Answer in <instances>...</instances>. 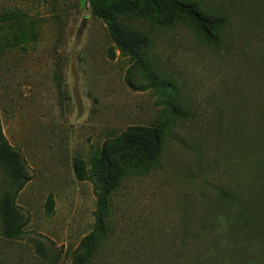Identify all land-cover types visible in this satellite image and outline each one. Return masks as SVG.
I'll list each match as a JSON object with an SVG mask.
<instances>
[{
  "label": "rangeland",
  "instance_id": "1",
  "mask_svg": "<svg viewBox=\"0 0 264 264\" xmlns=\"http://www.w3.org/2000/svg\"><path fill=\"white\" fill-rule=\"evenodd\" d=\"M190 1L219 44L141 19L144 65L109 58L87 0H0V132L28 173L0 264H264V0ZM133 127L162 132L155 167L117 158L104 196L75 178Z\"/></svg>",
  "mask_w": 264,
  "mask_h": 264
},
{
  "label": "trees",
  "instance_id": "2",
  "mask_svg": "<svg viewBox=\"0 0 264 264\" xmlns=\"http://www.w3.org/2000/svg\"><path fill=\"white\" fill-rule=\"evenodd\" d=\"M91 13L101 20L112 45L108 48L110 59L115 52L132 57L136 63L144 64L148 59V32L134 24L146 19L154 24L173 25L186 21L201 38L210 45L219 44L220 22L207 15L190 0H87ZM150 86H157L156 83ZM157 127H133L104 145L92 157L89 167L82 159L74 160L73 173L77 180H89L99 195L115 189L124 175L118 159L125 157L134 171H146L158 164L162 146V132ZM118 158V159H117ZM0 169L9 180V190L0 197V228L5 238H16L21 234L23 216L15 199L28 181L25 162L19 152L12 149L0 132ZM49 204V209L51 208Z\"/></svg>",
  "mask_w": 264,
  "mask_h": 264
}]
</instances>
